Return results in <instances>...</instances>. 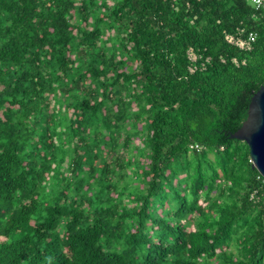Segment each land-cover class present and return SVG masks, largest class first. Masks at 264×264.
<instances>
[{
    "label": "trees",
    "instance_id": "obj_1",
    "mask_svg": "<svg viewBox=\"0 0 264 264\" xmlns=\"http://www.w3.org/2000/svg\"><path fill=\"white\" fill-rule=\"evenodd\" d=\"M0 74L43 125L22 157L0 140V264H264V177L231 136L264 85L263 9L0 0ZM24 158L55 164L51 194Z\"/></svg>",
    "mask_w": 264,
    "mask_h": 264
},
{
    "label": "clouds",
    "instance_id": "obj_2",
    "mask_svg": "<svg viewBox=\"0 0 264 264\" xmlns=\"http://www.w3.org/2000/svg\"><path fill=\"white\" fill-rule=\"evenodd\" d=\"M14 74V73H13ZM11 77H6L0 74V140L5 141L8 147L18 156L22 157L26 153L27 150L30 148L27 146L28 144V137L27 134L30 133V130L33 131L40 130L41 123L38 125L35 120L34 116L32 115V111L30 109V105L24 103L12 104L11 101L7 98V87L9 82L11 81ZM8 106H13L16 110L10 114V117L5 116V108ZM40 136V135H39ZM38 135H34L32 140L30 141L31 144H35L36 141L39 139ZM43 144V143H42ZM41 156H44L43 153L40 151ZM26 159L23 164L28 165V162L34 161L37 165L36 169L39 174L43 175V179L41 183L43 186H46L47 191L49 194L52 193V186L53 184L59 185V176L55 172V164L47 165L46 163H41L40 160L34 159ZM66 165V162L64 163ZM52 197V196H51ZM130 205V203H129ZM134 205V203H133ZM131 206V205H130ZM84 209L89 207V204L86 203L82 206ZM37 214L32 217L29 224L31 226H36V219L40 214L41 208L40 205L36 206ZM7 238L0 236V241H6ZM148 246H151L148 243ZM64 253H69V248L66 246L63 250Z\"/></svg>",
    "mask_w": 264,
    "mask_h": 264
},
{
    "label": "water",
    "instance_id": "obj_3",
    "mask_svg": "<svg viewBox=\"0 0 264 264\" xmlns=\"http://www.w3.org/2000/svg\"><path fill=\"white\" fill-rule=\"evenodd\" d=\"M231 136L249 145L252 166L264 177V85L251 97L247 119Z\"/></svg>",
    "mask_w": 264,
    "mask_h": 264
},
{
    "label": "built area",
    "instance_id": "obj_4",
    "mask_svg": "<svg viewBox=\"0 0 264 264\" xmlns=\"http://www.w3.org/2000/svg\"><path fill=\"white\" fill-rule=\"evenodd\" d=\"M251 4L254 5V7L257 10L263 9L264 10V0H247ZM257 37V34L255 32H250L246 38L243 37H235L234 35L228 34L226 36V39L228 42L235 44L239 46L242 49H250L252 42L255 41Z\"/></svg>",
    "mask_w": 264,
    "mask_h": 264
},
{
    "label": "rangeland",
    "instance_id": "obj_5",
    "mask_svg": "<svg viewBox=\"0 0 264 264\" xmlns=\"http://www.w3.org/2000/svg\"><path fill=\"white\" fill-rule=\"evenodd\" d=\"M130 205L133 206V203H130ZM190 228H191V227H189V229H190Z\"/></svg>",
    "mask_w": 264,
    "mask_h": 264
}]
</instances>
